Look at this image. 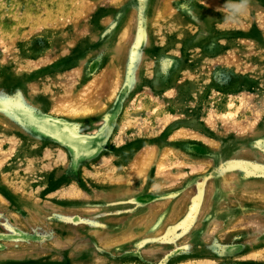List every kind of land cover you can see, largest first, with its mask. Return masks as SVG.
<instances>
[{"label": "rangeland", "instance_id": "rangeland-1", "mask_svg": "<svg viewBox=\"0 0 264 264\" xmlns=\"http://www.w3.org/2000/svg\"><path fill=\"white\" fill-rule=\"evenodd\" d=\"M158 1L0 0V264L264 261V0L232 20L229 0H160L157 31ZM82 88L105 100L90 119L46 108ZM28 115L110 131L75 156ZM153 143L167 151L161 171L177 172L171 183L150 187L154 169L134 189L86 179L96 163L98 181L106 164Z\"/></svg>", "mask_w": 264, "mask_h": 264}, {"label": "bare ground", "instance_id": "bare-ground-1", "mask_svg": "<svg viewBox=\"0 0 264 264\" xmlns=\"http://www.w3.org/2000/svg\"><path fill=\"white\" fill-rule=\"evenodd\" d=\"M160 1V0H159ZM159 1L157 2L154 11H152V19H151V26H155V29H159L160 26V18L163 15L164 12V6L163 4H159ZM170 0H165L164 2H169ZM167 3H165L164 5H166ZM167 10V9H166ZM247 10V9H246ZM166 17V16H165ZM164 18V17H163ZM243 18H245L243 16ZM248 22V21H247ZM172 28V27H171ZM158 31V30H157ZM122 32H125L124 30ZM127 33V32H125ZM120 35H123L120 34ZM118 38V37H117ZM120 39V38H119ZM121 39H123L121 37ZM119 41V40H118ZM178 44V43H177ZM247 48V47H246ZM249 48V47H248ZM117 54V52H116ZM118 58V57H117ZM115 71V70H114ZM113 79L110 82H107V85L109 83V87H107L108 93L107 96L108 97H113V94L115 93L116 89H117V78L115 76H112ZM97 79V78H96ZM95 79V80H96ZM100 80V79H99ZM110 80V79H109ZM107 81V80H106ZM72 82V81H71ZM96 82V81H95ZM98 82V80H97ZM71 84V83H69ZM97 85V83H95ZM94 84V85H95ZM70 86V85H69ZM92 89V88H91ZM79 90V89H78ZM106 90V89H105ZM104 92V91H103ZM102 92V93H103ZM45 93V92H44ZM101 92H92L89 90H86L84 88H82L80 91H71L70 89L68 90H64L63 93L61 95H58L56 97H54L52 99V101L48 102V105L46 106V108L48 110H51L55 113L57 112H63L65 113L70 119L73 120H82L83 118L86 119H90L94 113L98 112V110H102L101 108L104 106L105 100L101 99ZM38 103L40 101V99L36 100ZM255 114V113H254ZM136 118V117H135ZM127 119V118H126ZM87 123V122H86ZM88 124V123H87ZM3 127V126H2ZM131 125L128 123L127 125L123 124V126L121 127L122 130H120V137L118 139L117 143H122L123 141H126L127 139V132H125V129L130 128ZM88 129V128H87ZM139 130H140V126H139ZM191 132V131H190ZM189 132V133H190ZM64 133V132H63ZM175 133L177 135H182L185 136L187 133L185 129H179L178 131H175ZM65 135V134H64ZM175 136V134H173ZM192 135V134H191ZM194 135V134H193ZM5 136V135H4ZM195 136V135H194ZM10 137V136H9ZM199 137V136H198ZM196 138V137H195ZM200 138V137H199ZM207 138V137H206ZM201 139V138H200ZM211 140V139H209ZM207 142V141H206ZM209 143V142H208ZM212 143V142H210ZM214 144V143H212ZM214 151V150H213ZM59 153V151H58ZM135 155H124V153H122V155H120V157H118L117 159H114L112 162H109L108 164L105 165L106 168V174L104 175V177L101 180H96L95 176L99 174V172L103 169V167L99 168L98 164L100 163H96L97 168L92 167V172L91 174H88L89 176H86V179L89 180V183L91 185H95V186H100L102 187L104 190H111V191H115L116 189V184L118 182V187L119 190H123V189H134L137 186H142V184L145 182L146 179V175L147 172H149L150 169H154L158 172V174L154 175V177L152 178V180L149 183V186H160V185H164L167 184L168 182H170V180L174 177V175H177V172H175V169H173L172 171H166V172H162L161 168H163V165L165 164L164 160H165V156L167 155V151L166 149H162L161 146H159V144H149V145H145L142 146L140 149L137 148V151L134 152ZM168 153H170V150L168 151ZM60 154V153H59ZM186 157V156H185ZM112 158V157H110ZM167 158V157H166ZM34 161V160H33ZM96 161V160H95ZM94 161V162H95ZM168 161V160H167ZM176 161V160H175ZM180 161V160H179ZM93 162V163H94ZM168 163V162H167ZM183 163V162H182ZM33 164V163H32ZM175 164V163H174ZM47 165V164H46ZM127 166L128 167V173L127 174H122L120 172V167L121 166ZM173 165V164H172ZM28 168H31L30 163L28 164ZM165 166V165H164ZM177 166V165H176ZM187 166V165H186ZM193 166V165H192ZM189 167V166H188ZM198 167V166H197ZM35 168V166H32V169ZM45 168V167H43ZM190 168V167H189ZM37 169V168H36ZM86 169V168H85ZM166 169V168H165ZM34 170V169H33ZM39 170L41 171V168H39ZM46 169H43V171ZM164 170V169H163ZM192 171V170H191ZM194 171V170H193ZM18 172L17 168H15V173ZM29 172V171H28ZM109 172V173H108ZM154 172V173H157ZM224 172V171H223ZM33 173V172H32ZM190 173V172H189ZM185 174V173H184ZM27 176V175H26ZM34 176V175H33ZM178 176V175H177ZM175 176V177H177ZM102 177V176H101ZM174 177V178H175ZM180 177V176H179ZM219 178V177H218ZM15 182L17 183H21L22 185H26L24 183H26V181L22 180L21 178H17L14 177ZM217 180V179H216ZM219 180V179H218ZM236 181V180H235ZM85 182V181H84ZM218 182V181H217ZM230 182V181H229ZM15 183V184H16ZM171 183V182H170ZM213 183V182H212ZM28 185V184H27ZM74 185V184H73ZM87 185V184H86ZM169 185V184H168ZM29 186V185H28ZM11 187V186H10ZM263 187V186H262ZM79 188V187H78ZM31 189V188H30ZM81 190V189H80ZM214 190V189H213ZM17 191V190H16ZM60 191V190H59ZM118 191V189L116 190ZM218 191V190H217ZM19 192V191H18ZM31 192V191H29ZM260 192V191H259ZM263 192V191H262ZM120 193V192H119ZM127 193V192H126ZM34 194V193H32ZM52 194V193H51ZM132 194V193H131ZM21 195V194H20ZM119 195V194H118ZM129 195V194H127ZM212 195V194H211ZM70 196V195H69ZM120 196V195H119ZM258 196V195H257ZM1 197V196H0ZM37 197V196H36ZM125 197V196H123ZM2 198V197H1ZM57 198V196H56ZM207 194L205 195V200L207 199ZM211 198V197H210ZM141 199V198H140ZM203 199V200H204ZM262 199V198H261ZM188 200V199H187ZM34 204V203H33ZM164 204V203H163ZM37 205V204H36ZM160 205V204H159ZM158 204H155L151 207V209L149 210L150 213L154 214L156 213V211L159 208ZM203 205V204H202ZM33 206V205H32ZM252 206V205H251ZM36 207V206H35ZM46 209V208H45ZM186 210V209H185ZM206 210V209H205ZM232 210V209H231ZM244 210V209H243ZM41 211V210H40ZM161 211V210H160ZM189 212V211H188ZM205 212V211H204ZM183 213V212H182ZM225 213V210L220 209L218 211V215L217 218H219V216H221L222 214ZM136 214V213H135ZM252 214V213H250ZM155 215V214H154ZM159 215V214H158ZM206 217V216H205ZM248 217V216H247ZM145 218V217H144ZM150 218V217H149ZM246 218V217H245ZM237 219V218H236ZM250 219V218H249ZM216 222V221H215ZM255 222V221H254ZM152 223V222H151ZM214 223V222H213ZM223 224V223H222ZM165 225V224H164ZM147 227V226H146ZM242 228V227H241ZM99 229V228H98ZM141 229V228H140ZM163 229V227H162ZM234 229V228H233ZM262 229V228H261ZM264 229V228H263ZM105 230V229H104ZM107 230V229H106ZM230 230V229H229ZM216 231V230H215ZM254 231V230H253ZM145 232V231H143ZM142 232V233H143ZM215 233V232H214ZM254 233V232H252ZM92 234V233H91ZM144 234V233H143ZM209 234V233H208ZM138 236V235H137ZM210 236V235H209ZM221 237V236H220ZM206 238V237H205ZM223 238V237H222ZM249 239V238H248ZM252 239V238H251ZM128 240V239H127ZM247 241V240H246ZM113 243V242H112ZM104 248V247H103ZM261 248V247H260ZM262 251L264 252V246L261 248ZM255 252H251V255H261L260 251L255 250ZM7 254V253H6ZM20 254V253H19ZM21 255V254H20ZM27 255V254H26ZM7 256V255H4ZM1 257V256H0ZM259 257V256H258ZM257 257V258H258ZM256 258V257H255ZM3 259V258H2ZM192 262V261H191ZM190 261L188 262H175L172 264H192ZM262 264H264V261L262 262Z\"/></svg>", "mask_w": 264, "mask_h": 264}, {"label": "water", "instance_id": "water-1", "mask_svg": "<svg viewBox=\"0 0 264 264\" xmlns=\"http://www.w3.org/2000/svg\"><path fill=\"white\" fill-rule=\"evenodd\" d=\"M29 123L38 132L50 137L73 151L75 156L88 155L95 151V143L103 144L109 135L108 128H102L97 134H78L63 121L51 117L37 118L28 115ZM61 130V131H60ZM65 133V135L62 134ZM96 138H99L98 140Z\"/></svg>", "mask_w": 264, "mask_h": 264}, {"label": "clouds", "instance_id": "clouds-1", "mask_svg": "<svg viewBox=\"0 0 264 264\" xmlns=\"http://www.w3.org/2000/svg\"><path fill=\"white\" fill-rule=\"evenodd\" d=\"M225 7L228 19L232 20L244 14L247 0H229Z\"/></svg>", "mask_w": 264, "mask_h": 264}]
</instances>
